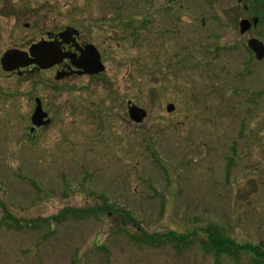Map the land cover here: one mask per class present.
<instances>
[{
	"label": "rangeland",
	"instance_id": "1",
	"mask_svg": "<svg viewBox=\"0 0 264 264\" xmlns=\"http://www.w3.org/2000/svg\"><path fill=\"white\" fill-rule=\"evenodd\" d=\"M32 2L105 70L0 73V264H264V0ZM37 96L52 121L30 136Z\"/></svg>",
	"mask_w": 264,
	"mask_h": 264
},
{
	"label": "flooded vegetation",
	"instance_id": "2",
	"mask_svg": "<svg viewBox=\"0 0 264 264\" xmlns=\"http://www.w3.org/2000/svg\"><path fill=\"white\" fill-rule=\"evenodd\" d=\"M36 0H0V45H3V48L0 52V59L2 55L8 50H18L22 53H25L27 58H29L30 47L34 46L38 43L47 44H58V47L61 48V51L64 53L73 54L74 58H77L80 54V49L84 47L85 44L80 41L81 33L77 37H75L72 41L69 42H61L60 33L63 29H61L59 24H55L56 20H54V25L50 28H46L45 23L43 22L46 19L45 14H40L37 9H35L34 2ZM241 1V0H238ZM55 2V1H54ZM244 10H247V7L244 5ZM31 9V12L29 10ZM31 19L30 22L26 21V19ZM19 29L26 30L28 34L19 33L16 35V42L12 40V35L15 34ZM33 31L29 33V31ZM244 35V34H243ZM96 47V46H95ZM97 49V48H96ZM98 50V49H97ZM99 52V50H98ZM100 54V52H99ZM101 57V54H100ZM76 60V59H75ZM71 58H62L61 61L51 66L47 70H41L36 67L34 64H28L27 66H21L19 70L6 72L1 67L0 62V73L5 76H18V75H34L36 73H46L52 72L55 74V79L59 80L57 76H64V78L71 77H79V76H87L91 78H95L98 75H82L78 73L80 70L72 65ZM35 97H33L34 99ZM34 105H35V100ZM42 103V99H41ZM45 103V102H43ZM42 103L43 110L47 113L48 118L50 119L51 124V114L50 109L45 107ZM32 114V113H31ZM31 114L29 116V120L31 118ZM45 127V126H44ZM32 128L31 120L30 127ZM43 128H33L32 134L38 131V129Z\"/></svg>",
	"mask_w": 264,
	"mask_h": 264
},
{
	"label": "water",
	"instance_id": "3",
	"mask_svg": "<svg viewBox=\"0 0 264 264\" xmlns=\"http://www.w3.org/2000/svg\"><path fill=\"white\" fill-rule=\"evenodd\" d=\"M257 21V18H253L252 24L256 25ZM250 27V21L247 19H241L239 22V33L244 34L250 29ZM74 35H78V31L72 27H67L61 32L60 38L63 42L67 43ZM247 47L254 54L257 60L264 59V44L260 40L254 37L249 38L247 40ZM79 51V56L74 58L73 54L62 53L58 47V44H50V46H48L47 44L38 43L30 47L29 58H27L25 53L19 52L17 50H9L5 52L1 58V65L5 71H11L17 69L18 67L27 66L28 64L32 63L36 64L42 69H46L61 61L62 58L66 57L71 58L72 65L80 70L78 72L80 74L94 75L104 70V66L100 61V55L93 45H84V47H82ZM173 110V104L166 105L167 112H171ZM127 113L129 118L135 123L142 122L146 117V111L134 104H129ZM44 117H46V113L43 112L40 101L36 98V106L31 116L32 124L34 126L47 125L50 120L46 119L45 121H42Z\"/></svg>",
	"mask_w": 264,
	"mask_h": 264
},
{
	"label": "trees",
	"instance_id": "4",
	"mask_svg": "<svg viewBox=\"0 0 264 264\" xmlns=\"http://www.w3.org/2000/svg\"><path fill=\"white\" fill-rule=\"evenodd\" d=\"M168 236H169V240H174L176 239L177 241H182V240H185L184 238H186L185 236H179L178 234L176 233H173V232H170L168 233ZM205 237L207 238L206 241L208 243V245H210L214 251L216 250L217 252L222 248V247H229L231 249L233 248H236L234 247V241L231 240V241H225L227 240L226 239V236L223 237L221 236V234L217 231V229H212V231H205ZM140 240H142L143 242H147V243H153L152 240H150L146 235L143 236L142 238H140ZM160 242V240L158 241ZM246 248H248V246H245ZM243 247V248H245ZM262 252V253H261ZM251 253L255 254L257 256V258L259 257H263L264 255V251L262 249H258L255 250H251ZM219 255V254H217Z\"/></svg>",
	"mask_w": 264,
	"mask_h": 264
}]
</instances>
